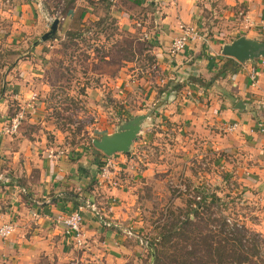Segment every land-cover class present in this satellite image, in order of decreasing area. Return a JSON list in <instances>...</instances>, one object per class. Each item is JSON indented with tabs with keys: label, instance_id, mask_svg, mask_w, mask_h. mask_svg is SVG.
<instances>
[{
	"label": "crops",
	"instance_id": "obj_1",
	"mask_svg": "<svg viewBox=\"0 0 264 264\" xmlns=\"http://www.w3.org/2000/svg\"><path fill=\"white\" fill-rule=\"evenodd\" d=\"M62 2L64 16L58 25L67 28L100 18L95 10L101 4L120 24L132 20L134 11L141 12L140 18L146 14L143 28L149 34L154 74L135 77L118 71L119 77L109 82L107 90L98 85L87 87L86 93L108 111L104 114L109 117L104 116L97 126L100 135L115 130L111 115L118 121L139 113L151 116L129 151L135 154V167L126 162L129 152L113 154L121 164L117 185L112 186L98 183L101 167L95 152L86 158L73 154L47 158L45 149L50 144L45 139H30L21 128L14 134L3 133L12 117L1 97L0 175L10 180H0V225L12 222L15 231L0 237V264H141L140 243L120 230L140 209L138 196L166 177L196 179L197 172H188L191 166L211 156L226 169L227 180L237 181L233 182L235 189L240 187L237 195L253 208V230L264 238V72L260 69L264 58L240 63L221 53L223 45L240 35L264 40V0ZM46 14L43 0H0V24L13 20L19 35L33 39L30 52L43 45L38 39L46 31H39L48 24ZM181 24H196L205 38L174 53L170 44ZM5 31L3 37L9 33ZM5 31L0 27V32ZM39 68L26 60L15 65L28 81L30 73L42 76ZM255 70H260V76L251 85ZM8 76V80L13 77L9 72ZM22 87L13 89L20 93ZM233 123L238 127L228 130ZM68 191L78 194V203L66 199ZM87 202L95 204L100 214L104 210V217L119 226L106 227L91 208H84L85 241L79 247L64 235L58 219Z\"/></svg>",
	"mask_w": 264,
	"mask_h": 264
},
{
	"label": "rangeland",
	"instance_id": "obj_2",
	"mask_svg": "<svg viewBox=\"0 0 264 264\" xmlns=\"http://www.w3.org/2000/svg\"><path fill=\"white\" fill-rule=\"evenodd\" d=\"M43 2L51 16L63 9L62 0ZM107 11L106 4H101L99 10H95L100 18L108 15L104 27L95 26L96 19L86 20L84 27L78 23L68 28L58 25L55 37L40 41L43 45L31 52L29 48L33 39H28L25 34L24 38L22 34L19 35L13 20L0 24L4 31L9 32L5 37L3 34L6 31L0 32V99L2 97L6 100L4 105L9 107L10 117L22 112L23 119L18 129L21 128L27 137L39 141L45 139L53 151H63L64 155L73 154L77 158L92 157L95 148L91 140L100 136L97 126L104 116L109 117L107 113L104 114L108 112L103 108L104 103L88 98L87 87L90 89L105 85L107 90L109 82L119 77L118 71L135 77L154 74L155 60L149 58L152 55L151 47L144 38L146 14L144 18H140L141 12L134 11L132 20L127 24H120L118 19ZM137 22L140 25H137ZM50 24L39 31H49ZM82 33L83 36H80ZM22 60L29 61L30 64L38 63L42 76L35 77L30 73L29 81L24 80L23 75L19 74V69H15V65ZM8 72L13 76L10 80ZM17 81L21 83L17 84ZM23 85L20 93L13 89ZM110 101L112 100L109 99ZM111 117L112 123L116 124L112 129L125 121L122 117L121 121H118L115 115ZM9 124L10 121L7 125ZM130 154L132 153L129 152L128 155ZM210 158L207 162H196L191 166L188 172H197L196 179L190 176L166 177L163 181L160 180L159 185H153V193L150 189L139 195L140 209L133 212L131 222H125L124 228L131 230L135 235L137 234L134 231L140 232L141 236L148 239L154 232L153 227L162 224L171 210L180 213V210L187 209L190 200L194 199L189 194L194 195L196 189L201 188L218 194L226 202L223 213L253 230V208L237 197L239 185L238 189H235L236 183L234 185L233 182L236 180H227L229 176L226 169L214 162L216 156ZM98 162L104 164L105 158L100 156ZM178 184H183L185 191H178ZM102 212L105 211L101 210L104 217ZM140 247L143 250L139 252L140 257L142 256L141 264L151 263L148 250L145 246ZM167 249L168 247L165 251Z\"/></svg>",
	"mask_w": 264,
	"mask_h": 264
},
{
	"label": "trees",
	"instance_id": "obj_3",
	"mask_svg": "<svg viewBox=\"0 0 264 264\" xmlns=\"http://www.w3.org/2000/svg\"><path fill=\"white\" fill-rule=\"evenodd\" d=\"M63 16L62 9L55 18L60 22ZM107 18L108 15L98 18L95 26L104 27ZM78 24L85 26L81 21ZM149 58L153 60V54ZM94 152L98 160L100 156L105 157L96 149ZM98 164L103 166L101 162ZM196 191L200 200L191 199L188 208L180 213L171 210L162 224L153 227L154 232L145 246L150 264H264V238L224 214L226 202L215 192L201 188ZM65 197L75 203L79 201L78 194L70 191ZM167 247L171 249L165 251Z\"/></svg>",
	"mask_w": 264,
	"mask_h": 264
},
{
	"label": "built area",
	"instance_id": "obj_4",
	"mask_svg": "<svg viewBox=\"0 0 264 264\" xmlns=\"http://www.w3.org/2000/svg\"><path fill=\"white\" fill-rule=\"evenodd\" d=\"M59 14V12L51 16L49 14L45 15V20L48 23H51L55 17ZM137 25H140V23H137ZM180 33L178 36H176L170 44V49L174 53H178L183 51L187 45L190 42H193L195 40H201L204 39L205 36L202 34L201 30L196 24H181L180 26ZM144 38L149 39V34L144 31ZM264 60V59H263ZM262 64H264V61H261ZM262 69V72H264V65L260 67ZM260 76V70H255L251 74V85H255L258 81V78ZM23 119L22 112L16 113L14 116H12L10 124L7 126H4L2 128L3 133L5 134H14L17 132L21 120ZM238 127V123H233L227 125V129L232 131ZM45 154L47 158H53L58 159L61 155L64 154L63 151H53L51 147H48L45 149ZM105 162L103 166L98 170L97 174V180L99 184H108L112 186L117 185L116 176L118 174V170L120 169V160L116 157L111 156H105ZM135 158L130 156V158L127 160L130 163V167H135ZM0 180L4 182H9V178L7 176L0 175ZM178 191H185V186L183 184H178ZM187 191V190H186ZM207 191V190H206ZM190 197L194 199L200 200V196H197L196 194L192 195L189 194ZM84 208H91L99 217V219L103 222V224L106 227H118L119 225L111 220L105 219L102 214H100V210L98 207L93 204L92 202H87L86 204L82 205L80 210L74 211L72 213H68L65 216L59 217L58 220L62 221V224L64 226L63 233L65 236L68 237L74 243L76 246H84L85 241V235H84V229H83V216L81 214V211H83ZM120 228V227H119ZM121 232L126 236L130 238H135L138 243L142 246L147 245V238L145 236H139L135 235L131 230L120 228ZM15 231V224L12 222L4 223L0 225V237L6 238L9 235H11Z\"/></svg>",
	"mask_w": 264,
	"mask_h": 264
},
{
	"label": "water",
	"instance_id": "obj_5",
	"mask_svg": "<svg viewBox=\"0 0 264 264\" xmlns=\"http://www.w3.org/2000/svg\"><path fill=\"white\" fill-rule=\"evenodd\" d=\"M59 20L55 18L38 41H46L55 37ZM221 53L237 59L240 63L256 58H264V40L238 36L232 42L223 45ZM151 114L139 113L121 122L114 131L104 133L91 140L92 146L105 156L115 153H127L130 151L133 141L137 138L141 128L150 118Z\"/></svg>",
	"mask_w": 264,
	"mask_h": 264
}]
</instances>
